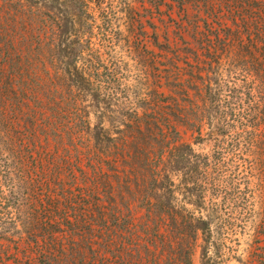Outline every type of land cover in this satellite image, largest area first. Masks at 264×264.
Masks as SVG:
<instances>
[{
  "label": "trees",
  "instance_id": "trees-1",
  "mask_svg": "<svg viewBox=\"0 0 264 264\" xmlns=\"http://www.w3.org/2000/svg\"><path fill=\"white\" fill-rule=\"evenodd\" d=\"M117 1L0 0V242L16 256L23 247L28 264H193L200 234L201 264H211L209 181L196 177L206 170L198 163L210 161L181 142L177 127L206 129L208 139L230 128L249 135L252 115L233 95L219 118L208 72L185 85L175 68L154 76L140 115L114 111L122 103L102 97L98 69L90 73L83 54ZM119 7L133 24L130 5ZM220 42L214 37L208 48L224 51ZM175 48L171 68L185 53ZM249 48L259 53L255 76L264 79V41ZM18 75L24 85L15 90ZM11 94L27 96L11 102L13 119L5 104Z\"/></svg>",
  "mask_w": 264,
  "mask_h": 264
},
{
  "label": "rangeland",
  "instance_id": "rangeland-1",
  "mask_svg": "<svg viewBox=\"0 0 264 264\" xmlns=\"http://www.w3.org/2000/svg\"><path fill=\"white\" fill-rule=\"evenodd\" d=\"M122 1L130 5L134 23L128 25L123 19L118 0L110 22L98 19L100 29L84 51L83 64L90 73L98 69L102 97L122 103L113 109L122 115H140V108L148 104L151 87L158 82L154 76L174 68L182 74L176 82L185 85L192 83V78L197 82L206 79L208 72L219 94L217 116L221 119L224 113L229 114L233 95L242 99V108L250 110L253 118V128L248 129L252 134L243 135L240 129L230 128L222 136L219 131L208 139L206 129L201 135L191 127L178 126L177 131L181 142L190 145L194 153L209 157L210 163H198L206 170L196 177L209 181L204 205L214 221L206 245L210 263L264 264V79L255 76L259 53L252 54L255 50L249 48L254 43L261 47L264 41V0ZM214 37L226 44L224 51L213 53L208 48ZM175 42L185 53L178 52L181 62L173 60L177 66L171 68L169 60L176 50ZM238 44L248 49H240ZM22 78L13 77L15 90L24 85ZM26 97L9 96L5 103L8 117H18L11 102ZM232 109L236 111L237 107ZM186 115L195 117L190 112ZM93 119L91 115L95 123ZM73 183L66 181L65 188L77 193L79 186ZM185 207L193 210L190 205ZM195 213L198 215V211ZM202 240L198 234L193 264H201L205 246ZM22 248L18 251L22 252ZM20 252L16 256L14 246L0 242V264H28Z\"/></svg>",
  "mask_w": 264,
  "mask_h": 264
}]
</instances>
